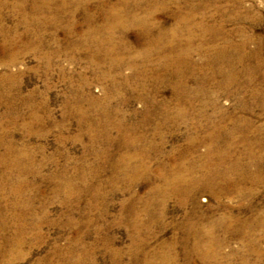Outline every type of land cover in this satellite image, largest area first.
<instances>
[{"label":"rangeland","instance_id":"rangeland-1","mask_svg":"<svg viewBox=\"0 0 264 264\" xmlns=\"http://www.w3.org/2000/svg\"><path fill=\"white\" fill-rule=\"evenodd\" d=\"M122 1L0 0V264H158L160 257L171 252L177 259L168 264H184L188 250L183 247L179 226L194 206L203 215V226L227 213L239 219L264 218V133L248 137L262 155L258 166L250 170L259 175L260 182L246 183L252 190L247 202L224 196L219 206L209 192L200 191L184 206L174 198L163 207L155 203L151 217L144 207L150 198V183L141 179L129 185L116 173L115 163L124 149L117 145L116 132L109 131L110 140L105 136L93 139L95 124H79L78 112L66 109L75 96L84 98V107L88 99L110 97V106L125 116L128 126L140 125L142 114L153 109L154 114L144 118L146 124L136 133L153 145L162 143L161 153H152L146 160L152 168L169 158H201L208 117L226 129L242 118L255 127L264 125V0H136L137 15L150 13L153 36L160 27L168 32L182 15L206 28L204 33L193 30L191 59L196 73L187 86L196 96L189 108L183 98L176 100L167 76L163 84L154 79L153 71L163 76L154 55L144 64L146 47L138 39L139 29L128 28L126 38L119 40L126 45L124 57L112 75L130 80L117 92L105 73L108 64L96 63L90 57L92 48L82 46V34L89 27L103 25L104 12ZM127 3L130 9L136 4L134 0ZM87 17L91 22H86ZM210 28L214 33L208 32ZM184 41L182 35L181 46ZM211 47L214 82L201 87V74L211 68L202 57L210 55ZM222 48L227 53L217 55ZM96 108L88 110L92 121L99 117ZM239 137L231 140L236 146L232 157L243 151ZM257 142H262L261 149ZM12 161L19 162L23 171L11 166ZM260 226L254 238L264 251V222ZM224 238L220 254L224 264H245L244 260L264 264L247 252L244 239ZM195 256V260L190 256L191 264H203Z\"/></svg>","mask_w":264,"mask_h":264},{"label":"bare ground","instance_id":"bare-ground-1","mask_svg":"<svg viewBox=\"0 0 264 264\" xmlns=\"http://www.w3.org/2000/svg\"><path fill=\"white\" fill-rule=\"evenodd\" d=\"M128 1L129 0H124L120 3L118 2L119 3L118 5H114L107 12H104L105 20H104L103 25H99L95 28L89 27L82 34V39H83L82 46L85 47L87 50L89 48H92L89 50L90 57L93 58V60L96 63L101 64L104 62L108 64V71H105V73L110 78V83H111L110 87L114 91L117 92L120 89L124 88L125 86H128L129 80H130L129 77L121 78L120 80H117L118 79L117 76L112 75V73H114L116 69L118 70L122 62L121 60L124 57V55L122 54L124 53V49L126 45L123 44L124 43L123 41H122L123 43H121L119 40L121 36H122V39L123 37H125L124 34L128 28L134 27V28L139 29L140 34L138 36V39H140V41H143L146 47L145 51L144 52L142 51L143 52L142 58H143L144 64H147L149 60L151 59V57L154 55L156 57L157 65L162 69V72H163V76H160L159 74H157L156 72L157 70L153 71L154 79L157 80L159 84L160 83L163 84L164 78H166L167 76L168 77L167 79L171 83L172 90L175 93L176 100L180 102V100L183 98L185 100L184 104L186 108H189L191 100H192L191 98L196 96V95H191L192 93L193 94L195 93L193 91L190 94V91L187 86V82L189 81V78L193 77V74L196 73L194 72L195 70L194 64L191 59L193 55L191 54L192 52L191 51L192 50L191 40H192V37L195 36L193 30L199 29L201 30L202 33H204L203 30H205L206 28L203 27L204 25H202L200 21L199 22H196L197 20L192 21V18L190 20V17L187 15L186 16L176 15L177 16V18H175L176 23L168 32L162 31L163 29L160 27V29L158 30V33H156L153 36L151 35L152 33L151 24L149 22L150 13L145 12L141 16L137 15L136 10L139 4H137L136 0H134V3L136 4L134 5L133 9H130L128 7V5H130L127 3ZM78 3L82 4L81 1H78ZM62 5H65V4L62 2ZM43 6L47 7L48 4L44 3ZM47 8H44V9H47ZM90 20H91V17L86 18L87 23L91 22ZM55 21H58V17H57V20ZM70 30L71 28H68V31ZM210 30L211 28L208 29V32ZM196 32L198 31H195V33ZM211 32L214 33L213 30H211ZM182 35H184L186 38V42L184 41L185 42L184 46L183 45L181 46L179 43V39ZM211 49H212V52L209 53L210 55L207 56L205 54L202 57L203 62H205L207 66H211V68L209 69L206 66V68H208V71L203 72L204 73L203 77H202V74L200 73L201 81H202L200 83L201 87L203 86L204 83L208 81H209L208 84L214 82L213 81L214 66L212 62L214 61V48L211 47ZM225 53L227 52L223 50V48L222 50L217 51V55L223 56ZM224 59L226 60L225 57ZM13 60L14 58H11L10 62H13ZM226 61L229 62L230 60H226ZM202 71L204 70H201V72ZM137 72H138L137 77L139 78V69L137 70ZM158 72H159V69H158ZM230 80H234V78L232 77L230 78ZM226 83L229 84L228 80H226ZM142 88L146 89L145 82L142 85ZM78 95H81V94L78 93ZM73 99H74V101L72 100L73 102L71 103L69 102L66 104V109L67 111L70 110V111L78 112V114L80 115L79 124H83L84 122L87 121V122H91L97 125V126L93 125L92 127V131H94L92 135L93 139L98 136L99 137L105 136L106 140H110L111 137L108 135L109 131L114 130L116 132L117 142L119 143L117 145L118 147L124 148L117 162L115 163V170H116V173L119 174L120 180L128 183L129 185L134 184L138 180H141V179L146 180L147 182L150 183L149 189L151 191L148 195L150 198L148 197L149 200H147L146 206H144L146 209V213L148 215H150L151 210L154 209L153 206L155 203L163 207L165 206V204L167 203L169 199L171 200L174 198V200L180 206H184L188 202H193L194 199L196 198V197L194 198V196L200 191L209 192L212 195V197L217 201L219 206L222 203L219 200L224 196L228 198L234 196L238 199L245 200L247 202V199H249L252 195L251 193L252 190H249L246 188V183L249 180L254 181L253 183L260 182L259 175H255V173L250 172V170L253 167L256 168L258 166L257 159L260 158L262 154L259 153L258 151H255L254 149V147H256L254 146L255 142H251V140H248V137L257 132L264 133V125L255 127L254 125L252 126L250 124L251 122L249 123L247 119L242 118L236 121L232 125L231 128L226 129L222 125H219V126L215 125V122L213 124V120L208 117L207 121L209 125L206 127L207 129L206 134L201 138L206 147L201 158L197 160H189L187 158L184 159L183 157L179 158L180 156L178 157L179 159L169 158L168 162H161V163L159 162V164L156 167L152 168L151 166L147 164L146 160H148L149 156L152 153L156 155L161 153L162 143H161V146L153 145L151 144V141L148 140L146 136H143V135L139 136V135H136V133L139 128H141L142 126L146 124V121L144 120V118L146 117L149 118L150 115L154 114L153 109H151L149 112L142 114L143 116H142V121L140 125L128 126L125 116L122 114L120 115L117 110H113V108L110 106V101H111L110 97L109 98L105 97L103 101H99V100L97 101L95 99L87 98L88 100L86 101V103L89 107L98 108L99 113L96 115H99V117L92 118L93 121L90 119V117H94V116H91V114L90 115L88 114L89 107L83 106L85 103L84 98H82V96L81 97L75 96ZM205 105L206 103L204 104L203 109L206 108ZM261 109L264 111L263 105ZM91 112H94V111H91ZM33 116H35V114ZM98 134H103V135H98ZM238 134L240 136L239 143L242 144L243 151L239 150L238 153L237 154L235 153L234 157H232L231 153L235 150L236 146L234 142L231 140L233 136H236ZM262 145H263L262 142H257V147H259L260 149ZM17 151L19 150H16V152ZM4 156H5V153H4ZM17 156L13 157L14 160L15 158H17ZM23 156L26 158V155L23 154ZM7 157L9 158V156ZM244 160L246 161L245 163L246 166H242ZM18 161H20L19 158H18ZM18 163L16 161H12L10 165L14 167L16 166L17 169L21 170V168H19L17 165ZM8 165H6V167ZM21 165H23V163ZM28 167H31V166H28ZM71 189H73V187ZM227 208H229V206H227L226 209ZM161 210L163 213L164 209H161ZM199 213H200L199 207L197 205L194 206V209L192 210V212L185 216L183 222L179 226V230L181 231L182 236H183V245H184L183 247L185 248L186 251L188 250L187 251L188 256L185 257L184 259L185 262H183L184 264H191V260H190L191 255H192V258H194L193 255L199 256L203 264H224L222 261H220L222 260V258H220V254L222 251V247L226 242L225 239H227L224 237H228V236H239L240 239H244V242H245L244 245L246 247L245 249L247 250V252L249 251L251 254H253L258 261H261V262L264 261V251H262L263 249L260 250V247L258 244L259 242L254 238L255 230L259 228L261 224H263L264 218L263 220L261 218L257 220L256 218L255 219H252V218L239 219V218H232L230 214L227 213L228 215L224 216V218L210 222L203 226V223H202L203 215L202 213L200 214ZM193 218L196 220H193ZM218 232H221L223 237L221 236L219 237L217 235ZM176 259H177L176 254H172L171 252L168 255H164L160 257L158 264H168L171 262L174 263ZM145 262H147V260ZM243 262L246 264L245 260Z\"/></svg>","mask_w":264,"mask_h":264}]
</instances>
